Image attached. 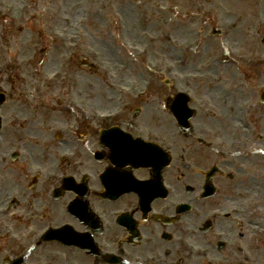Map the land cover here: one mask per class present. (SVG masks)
<instances>
[{"label":"flooded vegetation","instance_id":"1","mask_svg":"<svg viewBox=\"0 0 264 264\" xmlns=\"http://www.w3.org/2000/svg\"><path fill=\"white\" fill-rule=\"evenodd\" d=\"M175 9L219 37L98 102L0 56V264H264V0Z\"/></svg>","mask_w":264,"mask_h":264},{"label":"rangeland","instance_id":"2","mask_svg":"<svg viewBox=\"0 0 264 264\" xmlns=\"http://www.w3.org/2000/svg\"><path fill=\"white\" fill-rule=\"evenodd\" d=\"M12 1V0H7ZM24 3V5H29L28 0H17L15 4ZM168 1V0H167ZM182 3V5L188 4L191 0H177ZM76 4L70 5L68 4ZM161 2H166L164 0H33L32 5H40L42 8L47 7L50 14V28L51 30L63 31L70 29L72 33H75V37L79 43V52L83 51V56L87 59V63L95 64L97 69H92L88 65L83 68L80 65V68L85 71V73L75 71L74 73H67V77L77 76L79 80V85L76 86L81 91L82 86L80 84L85 82L84 91L86 94L87 101H91V96L95 89V83L99 82V85L102 87L113 86L115 83H126L130 81H137L142 83L146 76L142 78L130 77V72H135L132 70L133 67L141 70L138 66V60L133 55H125L120 50L121 44L125 40H130L133 44L139 46H146L150 41L151 45V54L152 58L159 57L166 61L165 63H170L171 67L175 69L177 67V45L179 38L177 35L176 23L174 21V16L168 12L160 15L159 10H157V4ZM263 5L261 3L259 6ZM20 4L15 8L18 16H21L23 13L19 12ZM35 7V6H33ZM75 11H71L73 9ZM110 7V8H109ZM109 8V9H108ZM80 9V10H79ZM106 9V11H104ZM132 11V12H130ZM157 11L158 14H155ZM86 12H89L87 14ZM129 17L134 19V22L129 26L128 24V14ZM110 14L115 15L114 19H109L105 16ZM138 14V15H137ZM139 14H143L142 22ZM154 14V15H152ZM150 15V18H149ZM24 16V15H23ZM86 16V17H85ZM66 17V21H63V18ZM68 18H73V21H68ZM81 18V24H77V20ZM82 18H87L84 23H82ZM27 20V19H26ZM195 18L193 19V23ZM30 21L23 22V28L19 32L18 29H13L9 26H2L0 23V56L2 61L7 60L6 55L7 47L9 44L14 42L23 43L20 41L22 38L26 39H44L42 34L37 28L38 24L30 25ZM141 22V23H140ZM84 25V26H83ZM37 26V27H36ZM75 28L72 29L71 27ZM131 28L132 31H126L125 28ZM35 29V30H34ZM140 31L139 35H134L135 32ZM55 32V31H54ZM35 34L37 38H32L31 34ZM141 39V40H139ZM69 41H73V37L69 38ZM41 42V41H39ZM219 46V43H216ZM214 43L213 46H216ZM161 45L164 47L161 48ZM171 46V47H170ZM43 46L41 45V48ZM71 47V46H69ZM69 47H64L60 42H55L53 49L47 51V57L50 58L51 52L55 59L48 64L51 68L49 71L55 69L56 65L61 61L60 56L64 53V49L68 50ZM76 48V49H78ZM71 50V49H69ZM73 50V49H72ZM105 51V52H104ZM116 51V52H115ZM120 51V52H119ZM92 53V55H91ZM101 53L103 56L101 57ZM20 58H28L33 56V53H30V46L26 45L25 48L21 47L17 53ZM82 54V52L80 53ZM100 55V56H99ZM58 56V57H56ZM82 56V57H83ZM36 64L34 61L32 64L33 68L29 66H24L23 71H32L35 77L40 78V70L43 69L44 64L48 63V58L39 55H34ZM101 57V58H100ZM44 59V61H38ZM75 59L81 60V57L75 56ZM102 60V61H101ZM128 60L129 66L125 69H122L121 61L125 62ZM55 61H57L55 63ZM169 61V62H167ZM140 62V60H139ZM81 64V63H80ZM78 66V60H75L73 64L66 66L67 72L72 71ZM31 67V66H30ZM106 67L109 71V78L102 76V73H107L105 71ZM68 69L70 71H68ZM136 69V70H137ZM22 70L20 72H22ZM181 70V69H180ZM137 75V73H136ZM70 82V78H67ZM73 81V78H72ZM78 82V81H77ZM76 82V83H77ZM75 83V84H76ZM81 87V88H80ZM94 96V94H93ZM104 109V108H102Z\"/></svg>","mask_w":264,"mask_h":264},{"label":"bare ground","instance_id":"3","mask_svg":"<svg viewBox=\"0 0 264 264\" xmlns=\"http://www.w3.org/2000/svg\"><path fill=\"white\" fill-rule=\"evenodd\" d=\"M68 4H70V2L68 3ZM70 5H76V4H70ZM77 9V7L75 8V9H73V10H71V11H75ZM109 9V8H108ZM80 10V9H79ZM104 11H106V9H104ZM44 13L46 12V11H43ZM130 12H132V11H130ZM129 12V13H130ZM87 14H88V12H86ZM128 12H126V14H128V24H129V26L131 25V21H132V23L134 22V19H132V17H129V14ZM42 14V13H41ZM138 15V14H137ZM107 18H108V16L107 15H105ZM140 18H141V20H142V18H143V14H140ZM70 21H72V22H74L73 21V18H71V19H69ZM63 21H66V17H64L63 18ZM78 24H79V21H78ZM70 27V26H69ZM131 27H132V25H131ZM72 29H75V28H73V27H71ZM128 31L130 32V31H132L131 30V28L129 27L128 28ZM140 34V31H137V32H135L134 33V35H139ZM105 52V51H104Z\"/></svg>","mask_w":264,"mask_h":264}]
</instances>
